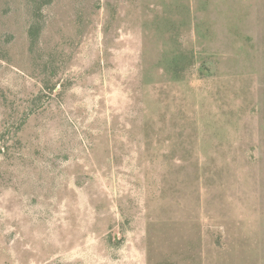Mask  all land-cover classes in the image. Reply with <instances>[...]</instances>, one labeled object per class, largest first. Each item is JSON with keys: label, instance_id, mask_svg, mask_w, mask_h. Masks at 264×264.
Segmentation results:
<instances>
[{"label": "rangeland", "instance_id": "374dc122", "mask_svg": "<svg viewBox=\"0 0 264 264\" xmlns=\"http://www.w3.org/2000/svg\"><path fill=\"white\" fill-rule=\"evenodd\" d=\"M0 264H264V0H0Z\"/></svg>", "mask_w": 264, "mask_h": 264}]
</instances>
